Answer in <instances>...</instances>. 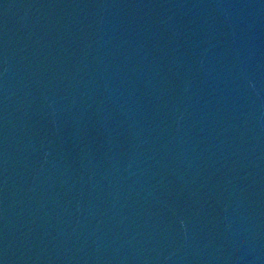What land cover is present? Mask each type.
I'll use <instances>...</instances> for the list:
<instances>
[{
	"label": "water",
	"instance_id": "1",
	"mask_svg": "<svg viewBox=\"0 0 264 264\" xmlns=\"http://www.w3.org/2000/svg\"><path fill=\"white\" fill-rule=\"evenodd\" d=\"M70 0H0V264H25L36 171Z\"/></svg>",
	"mask_w": 264,
	"mask_h": 264
}]
</instances>
